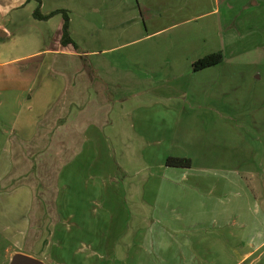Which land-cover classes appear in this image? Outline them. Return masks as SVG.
Returning a JSON list of instances; mask_svg holds the SVG:
<instances>
[{"label": "crops", "instance_id": "1", "mask_svg": "<svg viewBox=\"0 0 264 264\" xmlns=\"http://www.w3.org/2000/svg\"><path fill=\"white\" fill-rule=\"evenodd\" d=\"M38 7L70 12L79 51L62 44L63 15L38 20ZM218 51L223 62L194 70ZM177 141H188L189 152L171 154ZM148 142L156 148L145 156ZM168 155L192 160L183 179L197 176L182 204L188 228L163 235L160 247L175 254L165 263L264 264V0H0L5 237L25 245L42 214L81 219L98 182L119 166L128 174V159L162 158V170ZM154 201L128 206L142 212ZM137 219L128 216L122 234L128 258L132 238L139 251L147 237L142 225L130 229Z\"/></svg>", "mask_w": 264, "mask_h": 264}, {"label": "rangeland", "instance_id": "2", "mask_svg": "<svg viewBox=\"0 0 264 264\" xmlns=\"http://www.w3.org/2000/svg\"><path fill=\"white\" fill-rule=\"evenodd\" d=\"M168 143H166L167 146ZM129 145L137 149L140 143L132 142ZM176 145L179 149L177 148L173 153L169 151L171 154H178L182 152L181 149L189 152L188 141H177ZM145 147H148V150L144 152L146 156L156 148V144L148 142ZM119 148V143H114L113 151L119 152ZM135 152L133 150L129 154L133 155ZM169 157L178 156L168 155L165 159L166 168L162 170L159 169L162 158L133 157L135 159L131 161L128 159V174H122L125 169L119 166L120 173L116 174L112 180L98 182L99 190L95 194L96 203L88 207L82 206L84 207L82 211L86 214L81 215V219L74 221L71 220V216H67V221L60 223L42 214V217H38L39 219L32 223L30 236L23 246L21 242L17 244L16 239L3 235L1 226L4 222H0V264H9L14 253L22 249L42 259L46 264H133L131 261L134 258L140 264H167L165 262L174 261V250L164 249L160 247V244L169 240L163 235L167 233L174 235L175 231L188 228L189 210L182 204L195 193L190 189V185L194 176L197 175H191L185 180L182 177L187 168L175 167L180 170H167L172 167L167 165ZM140 160H143L145 164L148 162L150 166L143 167ZM118 162L123 163V160L119 159ZM84 177L86 182L89 178H94L86 174ZM125 177L128 179L127 182ZM157 181L161 184L160 189L152 190L150 186ZM134 200L156 201H154V207L148 206L145 211L136 212L133 210H140V208L128 206V203ZM134 215H138V219L136 222L129 223L130 229L142 225V229L147 231V237L144 238V245L139 251L135 246L137 239L132 238L134 253L128 258V248L125 249L124 246L128 238H124L122 234L126 231L125 234L128 235V216ZM10 218L11 216L6 223L15 226L17 222L10 221ZM59 223L62 226L57 233ZM64 229L69 234L67 231L62 232ZM15 231L10 232L15 234ZM93 234H96L95 237ZM115 235H118L117 238ZM61 246L68 251L61 250ZM120 248L124 250L122 254H117ZM112 249L118 252L115 253Z\"/></svg>", "mask_w": 264, "mask_h": 264}, {"label": "trees", "instance_id": "3", "mask_svg": "<svg viewBox=\"0 0 264 264\" xmlns=\"http://www.w3.org/2000/svg\"><path fill=\"white\" fill-rule=\"evenodd\" d=\"M62 14L63 15V26H62V44L64 46H72L77 51L80 50L79 45L72 38L71 30H70V12L66 9L55 10L49 14H44L41 11V8L38 7L34 12L35 18L38 20H48L51 17ZM225 59V55L222 51H218L215 53L208 54L204 57L199 58L193 63L194 70H201L204 68H208L214 65H217L223 62ZM167 165L172 167H192V160L185 157H169L167 160Z\"/></svg>", "mask_w": 264, "mask_h": 264}, {"label": "water", "instance_id": "4", "mask_svg": "<svg viewBox=\"0 0 264 264\" xmlns=\"http://www.w3.org/2000/svg\"><path fill=\"white\" fill-rule=\"evenodd\" d=\"M10 264H46V262L25 253H17L13 256Z\"/></svg>", "mask_w": 264, "mask_h": 264}]
</instances>
